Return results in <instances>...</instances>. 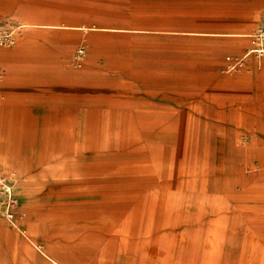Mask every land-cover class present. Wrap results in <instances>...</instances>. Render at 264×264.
Wrapping results in <instances>:
<instances>
[{
  "label": "rangeland",
  "instance_id": "374dc122",
  "mask_svg": "<svg viewBox=\"0 0 264 264\" xmlns=\"http://www.w3.org/2000/svg\"><path fill=\"white\" fill-rule=\"evenodd\" d=\"M262 29L264 0H0V264H46L25 230L68 264H264Z\"/></svg>",
  "mask_w": 264,
  "mask_h": 264
},
{
  "label": "bare ground",
  "instance_id": "6f19581e",
  "mask_svg": "<svg viewBox=\"0 0 264 264\" xmlns=\"http://www.w3.org/2000/svg\"><path fill=\"white\" fill-rule=\"evenodd\" d=\"M242 34H245L249 37H252L253 38H256V39H253L255 40L254 43H257V44H253L249 49H248V52L244 55V57H248L249 55H251L252 53H257L260 54V55H263L264 53V29L261 30V33L260 34H255V33H246V32H243ZM252 41V40H251ZM239 62H236L235 65H231L232 68L236 67L238 65ZM25 110V109H24ZM23 114V113H22ZM21 114V116H22ZM225 140V139H224ZM15 170L12 169V167L0 160V184H1V188L4 190L3 193H7L8 195H13V188L11 185H9L8 183H6L5 181V178L7 176H9L10 174H12ZM1 189V190H2ZM12 216V215H11ZM26 233V232H25ZM27 234V233H26ZM38 248L43 252V254L46 256V259L48 262H51V261H56L52 255L48 252H45L43 250V247L41 246H38ZM58 264H64V263H61L60 261H56Z\"/></svg>",
  "mask_w": 264,
  "mask_h": 264
},
{
  "label": "crops",
  "instance_id": "0c3cea01",
  "mask_svg": "<svg viewBox=\"0 0 264 264\" xmlns=\"http://www.w3.org/2000/svg\"><path fill=\"white\" fill-rule=\"evenodd\" d=\"M259 67L261 68V70L264 71V61H262L260 64H259ZM26 232V233H24ZM22 232L23 233V236H24V240L26 242V245H27V248L30 252H35V253H38L40 252L41 254H43V252L38 248V246H41L43 247V250L45 252H48L52 255V257L56 260V261H60L61 263H64V264H68L58 258H56L49 250L48 248L45 247V245L42 243V242H39L38 239L30 232L28 231H24ZM43 256L45 257V262L46 264H58L56 261H51V262H48L47 259H46V256L43 254Z\"/></svg>",
  "mask_w": 264,
  "mask_h": 264
},
{
  "label": "built area",
  "instance_id": "2783aa9c",
  "mask_svg": "<svg viewBox=\"0 0 264 264\" xmlns=\"http://www.w3.org/2000/svg\"><path fill=\"white\" fill-rule=\"evenodd\" d=\"M233 65H235V64H233Z\"/></svg>",
  "mask_w": 264,
  "mask_h": 264
}]
</instances>
